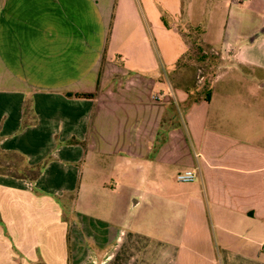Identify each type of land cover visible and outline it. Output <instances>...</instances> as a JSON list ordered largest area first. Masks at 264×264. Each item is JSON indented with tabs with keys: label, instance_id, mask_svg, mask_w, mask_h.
I'll use <instances>...</instances> for the list:
<instances>
[{
	"label": "crops",
	"instance_id": "1",
	"mask_svg": "<svg viewBox=\"0 0 264 264\" xmlns=\"http://www.w3.org/2000/svg\"><path fill=\"white\" fill-rule=\"evenodd\" d=\"M263 241L264 0H0V264H264Z\"/></svg>",
	"mask_w": 264,
	"mask_h": 264
},
{
	"label": "rangeland",
	"instance_id": "2",
	"mask_svg": "<svg viewBox=\"0 0 264 264\" xmlns=\"http://www.w3.org/2000/svg\"><path fill=\"white\" fill-rule=\"evenodd\" d=\"M208 55H209L208 52L201 53L198 46L193 45L189 47V50L186 56L180 62V64L186 63L187 66L185 69V76L188 78V83H190V86L194 88H198L197 92H199L200 94H202L207 84L210 71L213 70L211 57L210 55L209 56ZM91 194H92L93 200L97 202L96 203L97 207L93 205L90 206L89 204H87V205L80 206L79 207L80 210L88 212V213H91V212L93 213L96 210L103 209L102 203H103L104 197L102 195H97L94 191H91ZM97 197L99 198V200H97ZM68 202H69V199L66 198V199H63L62 202L58 203L60 207V215L62 219L67 214ZM91 207H92V210H91ZM143 210L144 211L141 213L144 214L145 216L144 219L146 218L148 219L149 216L153 213L151 210L149 211L147 208H144ZM99 214L101 213H98V215ZM154 223L158 224L157 222H154ZM145 224H146L145 229L148 230L150 227L149 221L145 222ZM159 225H163V222Z\"/></svg>",
	"mask_w": 264,
	"mask_h": 264
},
{
	"label": "built area",
	"instance_id": "3",
	"mask_svg": "<svg viewBox=\"0 0 264 264\" xmlns=\"http://www.w3.org/2000/svg\"><path fill=\"white\" fill-rule=\"evenodd\" d=\"M174 180L179 183H188L193 180V174L188 171H182L174 175ZM260 248L264 250V241L260 244Z\"/></svg>",
	"mask_w": 264,
	"mask_h": 264
},
{
	"label": "trees",
	"instance_id": "4",
	"mask_svg": "<svg viewBox=\"0 0 264 264\" xmlns=\"http://www.w3.org/2000/svg\"><path fill=\"white\" fill-rule=\"evenodd\" d=\"M76 96H78V97H86V98H88V97H90L91 95H90V94H78V95H76Z\"/></svg>",
	"mask_w": 264,
	"mask_h": 264
}]
</instances>
